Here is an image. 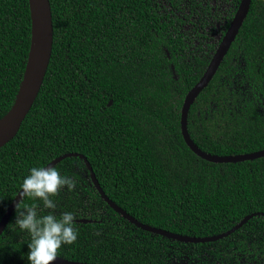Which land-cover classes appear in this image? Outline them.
Returning a JSON list of instances; mask_svg holds the SVG:
<instances>
[{"label": "trees", "instance_id": "trees-1", "mask_svg": "<svg viewBox=\"0 0 264 264\" xmlns=\"http://www.w3.org/2000/svg\"><path fill=\"white\" fill-rule=\"evenodd\" d=\"M240 2L194 4L186 23L158 0H50L54 42L43 85L15 138L0 148V222L31 168L73 154L55 168L76 186L51 199L57 218L74 214L78 237L57 256L94 264H264V157L206 161L181 128L185 97ZM30 44L29 0H0V121L19 95ZM187 127L208 154L264 149V0L251 1L236 40L190 107ZM85 159L107 197L143 224L210 237L253 216L215 242L147 232L101 197ZM33 204L38 215L53 211H42L38 198L21 202ZM15 216L0 236V264H29L30 236Z\"/></svg>", "mask_w": 264, "mask_h": 264}, {"label": "water", "instance_id": "water-1", "mask_svg": "<svg viewBox=\"0 0 264 264\" xmlns=\"http://www.w3.org/2000/svg\"><path fill=\"white\" fill-rule=\"evenodd\" d=\"M252 0H241L240 5L230 23L228 30L223 36L220 44L218 45L205 73L197 84L188 92L185 97L184 104L182 107L181 114V128L184 140L188 147L202 159L213 162V163H237L244 162L249 160H254L264 157V149L252 153L234 155V156H218L208 154L203 152L196 144L192 141L189 132H188V113L190 107L198 97V95L209 85L215 76L217 70L219 69L224 57L231 48L233 42L236 40V37L239 33L240 28L242 27L247 14L250 9ZM30 13H31V44L28 55L27 66L21 85L19 95L8 113V115L0 121L4 123L0 126V148L9 143L17 135L22 123L30 112L35 100L37 99L41 87L43 85L51 56L53 51V42H54V26L52 19V11L50 0H29ZM73 154H65L57 157L46 167H55L63 159L72 156ZM82 157V156H81ZM86 165L90 171L91 179L97 190L99 191L101 197L111 206L116 212L122 215L130 223L134 224L136 227L151 232L154 234L161 235L163 237L185 242V243H208L221 240L225 237H228L232 233L240 229L244 224H246L253 215L245 217L237 226L231 230L224 232L219 235L210 236V237H193L181 235L173 232H169L163 229L155 228L147 224H143L125 210L115 204L110 200L107 195L102 190L96 175L90 165V163L85 159ZM21 190L18 192L16 197L11 202L10 206L6 210L1 222H0V236L2 235L4 229L6 228L10 218L15 211L16 204L19 202ZM24 198V197H23ZM22 198V199H23ZM81 223L90 222L87 219L78 220ZM53 264H94L87 262H79L74 260H68L57 256L56 261Z\"/></svg>", "mask_w": 264, "mask_h": 264}, {"label": "clouds", "instance_id": "clouds-1", "mask_svg": "<svg viewBox=\"0 0 264 264\" xmlns=\"http://www.w3.org/2000/svg\"><path fill=\"white\" fill-rule=\"evenodd\" d=\"M67 186L74 190L76 181L62 176L55 167H33L21 185L19 202L16 204L15 226L30 236L28 243L29 264H53L57 259L58 249L62 244L76 242L78 230L74 226L75 217L71 212H63L59 218L54 214L57 204L51 199ZM38 198L42 201L43 210H53L47 215H38L39 205L21 206L22 198Z\"/></svg>", "mask_w": 264, "mask_h": 264}, {"label": "rangeland", "instance_id": "rangeland-1", "mask_svg": "<svg viewBox=\"0 0 264 264\" xmlns=\"http://www.w3.org/2000/svg\"><path fill=\"white\" fill-rule=\"evenodd\" d=\"M158 2L165 14H168L170 18L179 19L186 23L188 22L189 18L193 19L194 17V13H191L190 10L191 6L194 4H201L202 7L205 6L206 2H208L209 6L211 7L216 5L217 7L222 8L224 7L222 6L223 4H227L225 0H158Z\"/></svg>", "mask_w": 264, "mask_h": 264}, {"label": "bare ground", "instance_id": "bare-ground-1", "mask_svg": "<svg viewBox=\"0 0 264 264\" xmlns=\"http://www.w3.org/2000/svg\"><path fill=\"white\" fill-rule=\"evenodd\" d=\"M4 123V121L2 123H0V126Z\"/></svg>", "mask_w": 264, "mask_h": 264}]
</instances>
